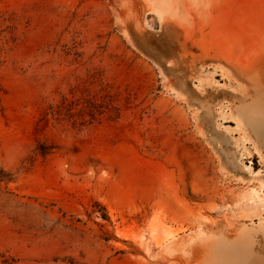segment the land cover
<instances>
[{
  "label": "rangeland",
  "instance_id": "1",
  "mask_svg": "<svg viewBox=\"0 0 264 264\" xmlns=\"http://www.w3.org/2000/svg\"><path fill=\"white\" fill-rule=\"evenodd\" d=\"M262 15L264 0H0V264H173L264 208V163L247 145L253 178L227 172L134 36L160 17L244 35Z\"/></svg>",
  "mask_w": 264,
  "mask_h": 264
},
{
  "label": "water",
  "instance_id": "2",
  "mask_svg": "<svg viewBox=\"0 0 264 264\" xmlns=\"http://www.w3.org/2000/svg\"><path fill=\"white\" fill-rule=\"evenodd\" d=\"M160 20L158 31L134 33L137 47L188 99L222 167L239 179L253 178L241 157L249 145L264 163V139L252 131L243 138L233 118L241 107L264 111V15L249 19L244 35L221 31L208 20L190 26ZM208 67L228 83L217 81ZM219 118L231 127L220 126ZM234 258L264 264V208L245 210L214 232L197 233L172 262L231 264Z\"/></svg>",
  "mask_w": 264,
  "mask_h": 264
},
{
  "label": "bare ground",
  "instance_id": "3",
  "mask_svg": "<svg viewBox=\"0 0 264 264\" xmlns=\"http://www.w3.org/2000/svg\"><path fill=\"white\" fill-rule=\"evenodd\" d=\"M245 108L246 107L239 108L236 111L235 117L233 118L237 124V128L243 134V138L247 139V136H246V133L243 129V126L248 125L252 129V131L255 132L258 139H264V111L260 110L259 108L255 109V110L254 109L248 110ZM246 169L249 170L250 173H254V171H252V168L250 166L247 167ZM256 175H258V174H256ZM159 224H160V220H159ZM159 224H158V226H159ZM160 226L162 228L163 225H160ZM157 229H159V228H157ZM157 229H156V231L158 232ZM168 232H169V230H168ZM117 235H121V234H117ZM156 240L160 241L158 239H156ZM231 264H240V260L234 258L231 260Z\"/></svg>",
  "mask_w": 264,
  "mask_h": 264
}]
</instances>
